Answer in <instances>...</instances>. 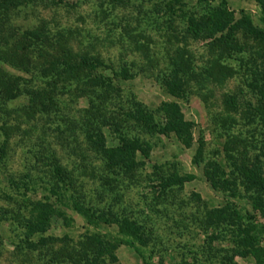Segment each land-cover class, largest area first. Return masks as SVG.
Returning a JSON list of instances; mask_svg holds the SVG:
<instances>
[{
	"label": "trees",
	"instance_id": "obj_1",
	"mask_svg": "<svg viewBox=\"0 0 264 264\" xmlns=\"http://www.w3.org/2000/svg\"><path fill=\"white\" fill-rule=\"evenodd\" d=\"M76 1L80 0H72L70 4L74 5ZM96 1L101 16L114 15L110 21L119 30L110 29L102 40L85 38L87 41L83 45V36L76 27L56 26L34 14L38 9L65 6L69 4L68 0H0V112L7 115L6 105L23 98L25 103L15 112L26 120L34 117L48 119L50 115H57L67 122L63 130L56 128L62 135L64 146H69L71 152H92L108 171L127 174L128 177L144 166L150 155L151 144L140 135L173 137L184 148L195 142L191 163L201 165L204 179L211 190L221 195L222 203L207 207L194 194L195 209L180 215L202 231L207 239L206 252L210 251V244L215 240L228 244L230 253L222 256L227 261L221 264H236L233 261L235 256L250 257L255 264H262L264 0H253L257 6L254 17L243 9H238L237 13L230 9L229 0H139L135 6L137 13L148 14L143 22L148 21V25L163 36L169 33L170 38L205 40L211 51L214 49L220 55L225 53L226 57L237 60H241L246 45L252 49L249 58L252 67L246 85L254 101H247L241 109L236 97L226 93L222 103L228 112L241 111L243 123L250 127L249 138L256 134L258 139L251 146V141L241 137V133L226 132L234 120L226 125V120H223L226 140L221 149L222 159L203 156L202 138H194V123L184 118L180 104L187 101L191 82L199 84L212 77L221 81L229 70L217 59L196 67L184 45L172 48L166 36L163 51H153L148 46L150 38L141 33V29L135 34V28L129 24L121 25L122 19L117 15L116 11L134 4L136 0ZM144 1L150 4L148 10L139 9ZM27 12L33 18L18 20L20 13L26 15ZM141 21L135 18L134 27ZM104 41L118 46L115 60H105L96 50L95 46ZM127 51H133L136 57L127 59L124 56ZM3 67L13 68L19 74H11ZM215 68L221 71L218 72L219 77H214ZM137 76L151 78L168 98L151 109L131 93L124 94V83ZM73 98H82L86 102L76 120L63 114V109ZM131 125L136 126L137 135L131 134ZM104 127L115 134V145H106ZM6 129L3 121L0 130L5 134ZM75 129L81 133L80 141L74 137ZM72 141L76 145L72 146ZM2 154L3 145L0 147V159ZM34 160L40 163L41 168L45 167V170L40 168L41 176L28 172L33 166L16 180L7 178L13 192L0 188V194L5 198L11 199L16 195L26 201L23 205L25 214L17 212L11 216V221L20 229L17 241L13 243L17 251L37 253L36 259L42 264H117L115 250L126 246L142 264H151L152 255L156 252L150 244V232L141 223L122 210L99 211L84 202L85 196L79 192L72 171L63 166L52 148L36 150ZM152 167L161 190L180 189L196 178L191 172L163 174L161 165L153 164ZM37 185L41 187L39 196H27V192L36 193ZM64 209L79 214L92 230H86L75 240L66 234L60 237L45 234L54 216L68 225L69 218ZM173 209L178 210L176 206ZM7 213V209L0 208V220L7 219ZM101 225L114 227L113 234L98 230ZM173 264L212 263L206 253L203 259L180 257Z\"/></svg>",
	"mask_w": 264,
	"mask_h": 264
},
{
	"label": "rangeland",
	"instance_id": "obj_2",
	"mask_svg": "<svg viewBox=\"0 0 264 264\" xmlns=\"http://www.w3.org/2000/svg\"><path fill=\"white\" fill-rule=\"evenodd\" d=\"M136 1L133 2L134 4L116 11L117 15L122 19L121 25L127 23L130 27L135 28V34L141 29V33L144 32L150 38L148 46L153 51L161 53L165 44L163 40L168 37L172 48L184 45L185 49L191 53L196 67L202 66L207 61L217 59L219 64L229 70L221 81L212 77L199 84L191 82L187 101L180 104L184 118L194 123V138H202L203 156L223 158L221 149L226 140L222 125L223 120H226L225 125L228 121L234 120L235 123L226 132L234 135L241 133V137H246L251 141V146L256 144L258 137L254 134L253 137L249 138L250 127L243 123L241 111L237 113L228 112L222 103V98L226 93L236 97L241 109L245 107L247 101H254L246 85L249 70L252 67L249 61L253 52L252 49L250 50L246 45V51L242 53L241 60H237L233 57H226L225 53L220 55L214 49L211 51L205 40L170 38L169 33L164 34L166 36L164 37L163 33L155 32L153 27L148 25V21L143 22L148 14L142 15L136 12L137 7L135 6L139 4V0ZM70 2L72 0H68L69 4L65 6L38 9L37 13L34 14L45 18L50 24L56 26L76 27L83 36V45L86 44L87 38L102 40L105 39L110 29L116 32L119 30L113 27L114 25L110 21L114 15L107 18L101 16L96 0H80L76 1L74 5ZM141 6L140 10L141 8L148 10L150 4L144 1ZM228 6L236 13L238 9H243L250 12L253 17L256 15L257 6L253 0H229ZM141 16L142 18H140ZM26 17L27 19L33 18L30 12H27L26 15L20 13L18 20ZM135 18L142 19L137 27H134ZM141 40L145 41L146 39L141 38ZM239 41L242 40L239 38ZM248 44L251 43L248 42ZM95 48L105 60H115L119 52L118 46L111 45L109 41L99 43ZM124 56L127 59H134L136 53L127 51ZM3 68L11 74H19L13 68ZM214 71V77H219L218 72L221 71L218 68H215ZM123 93H131L136 100L151 109L155 108L160 101L168 98L151 78L142 76L125 82ZM24 103L23 98H18L6 105V109L9 110L7 115L0 112V125L4 121L7 126L6 135L0 130V147L3 145V154L0 159V188L13 192L7 184V178L11 177L16 180L33 166V169L28 172L31 175L41 176V169L45 170V167L41 168L40 163L35 162L34 152L42 147L52 148L63 166L72 171L79 192L85 196L84 202H88L99 211L110 209L119 212L122 210L123 213L134 218L150 232V244L156 252L152 255L151 264H159V261L161 264H173L180 257L191 258V256H195L198 259H203L206 253H208L212 264H221L227 261L223 259L230 253L226 242L215 240L210 244V251L206 252L207 239L202 231L180 215V213L187 214L195 209L194 194H197L207 207H214L222 203L221 195L211 190L204 179L201 165L195 166L191 163V157L196 146L195 142L190 147L184 148L173 137L140 135L151 144L150 155L144 166L138 168L133 176L128 177L127 174L108 171L98 156L92 152L86 150L71 152L69 146H64L62 135L56 128L63 130L67 122L65 123L57 115H50L48 119L34 117L26 120L24 116L15 112V109H19ZM85 106L84 99L73 98L68 103L67 108L63 109V114L71 120H76L80 110ZM65 111L67 112L65 113ZM130 130L131 134L137 135L136 126L131 125ZM103 133L107 146L116 144L115 134L110 129L104 127ZM73 134L76 140L80 141L81 133L77 129L73 131ZM70 144L76 145L73 141ZM153 164L161 165L163 174L171 171L180 174L191 172L195 174L196 178L186 182L180 189L167 188L161 190L159 181L154 174ZM40 188V185H37L36 193L27 192V196L37 198L41 192ZM21 190L19 189V191ZM25 203L26 201H23L20 196L15 195L11 199H7L0 194V208L8 210L7 219L0 220V264H42L36 259L37 253L27 254L24 251H17L13 245L17 241L16 235L20 229L16 223L11 221V216L17 212L24 215L23 205ZM175 206L178 210L173 209ZM64 211L69 218L68 225L63 224L59 217L54 216L51 218L50 228L45 234L56 237L66 234L75 240L86 230H92L90 226L84 224V220L79 214L70 209H64ZM101 226L98 230L108 234H113L115 230L112 226ZM115 255L117 264H142L141 260L126 246H119L115 250ZM233 261L236 264H255L250 257L235 256Z\"/></svg>",
	"mask_w": 264,
	"mask_h": 264
}]
</instances>
